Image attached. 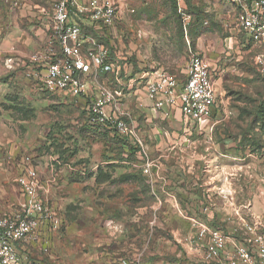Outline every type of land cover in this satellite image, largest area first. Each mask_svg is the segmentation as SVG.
Instances as JSON below:
<instances>
[{
  "label": "rangeland",
  "instance_id": "1",
  "mask_svg": "<svg viewBox=\"0 0 264 264\" xmlns=\"http://www.w3.org/2000/svg\"><path fill=\"white\" fill-rule=\"evenodd\" d=\"M54 1L0 0V209L22 199L16 165L30 157L41 179H55L49 203L62 221L24 253L43 264H198L184 258L161 222L164 209L156 207V185L143 175L137 150L90 127L82 98L39 90L31 63L43 49L38 15ZM116 1L118 19L103 41L131 76L162 69L181 77L189 49L209 62L218 95L212 125L178 116L153 121L155 134L212 137L230 151L232 213L264 234V75L257 64L264 46L246 41L225 0H185L181 12L174 0ZM197 145L211 151L212 144ZM234 216L229 235L242 238Z\"/></svg>",
  "mask_w": 264,
  "mask_h": 264
},
{
  "label": "built area",
  "instance_id": "2",
  "mask_svg": "<svg viewBox=\"0 0 264 264\" xmlns=\"http://www.w3.org/2000/svg\"><path fill=\"white\" fill-rule=\"evenodd\" d=\"M174 1L181 12L185 0ZM225 1L234 9L235 24L246 41L264 46V0ZM116 4V0H55L50 11L38 15L43 49L31 63L41 92L82 98L87 124L137 148L144 158L143 175L152 179L156 164L141 137L136 109H148L151 118L160 122L170 121L178 111L185 121L210 127L218 95L209 62L191 49L181 77L162 69L131 76L130 68L121 67L100 40L118 19ZM257 64L264 75V56L257 58ZM129 96L135 100L133 111L127 104ZM16 170L22 199L0 216V264H43L21 253L18 245L39 244L41 237L61 228V218L49 203L55 179H41L30 157L20 159ZM187 220L200 251V264H264V234L242 218V238L210 227L200 218Z\"/></svg>",
  "mask_w": 264,
  "mask_h": 264
},
{
  "label": "crops",
  "instance_id": "3",
  "mask_svg": "<svg viewBox=\"0 0 264 264\" xmlns=\"http://www.w3.org/2000/svg\"><path fill=\"white\" fill-rule=\"evenodd\" d=\"M127 100L134 106L133 97L129 96ZM137 115L141 137L147 150L150 147L149 156L156 164V175L151 180L156 185V207L164 209L159 212V216H162L161 222L171 227L172 237L184 258L200 264V251L194 242V233L187 219L200 218L210 227L229 235L234 216L232 210L236 207L232 202L233 156L230 151H221L212 137L197 139L195 142L189 137L171 138L168 135H156V127L153 124L155 120L151 118L148 109H136ZM178 116H181L180 113L174 111L172 119ZM149 132L152 134L148 136L150 142L146 141L144 136ZM197 144H212L206 148V151H211L204 152ZM229 146L230 144H227L226 147ZM20 200L19 197L17 203ZM205 208L207 212H204ZM5 209L7 207L0 209L1 215L12 210ZM234 213L235 221L242 218L241 212ZM235 221L234 225L237 223ZM20 245V251L29 248L28 245L38 246L34 243H27L28 247Z\"/></svg>",
  "mask_w": 264,
  "mask_h": 264
},
{
  "label": "trees",
  "instance_id": "4",
  "mask_svg": "<svg viewBox=\"0 0 264 264\" xmlns=\"http://www.w3.org/2000/svg\"><path fill=\"white\" fill-rule=\"evenodd\" d=\"M105 31V30H104ZM105 37H103V38H101L100 40H101V42L103 43V44H105V41H103V39H104ZM107 47H108V45L107 44H105ZM109 48V47H108ZM119 139L122 141V142H124L125 143V145L126 146H128L129 147V149L130 150H132V151H135V150H137V154H139V152H138V149L137 148H135L133 145H130L126 140H124V139H122V138H120L119 137ZM140 155V154H139Z\"/></svg>",
  "mask_w": 264,
  "mask_h": 264
}]
</instances>
